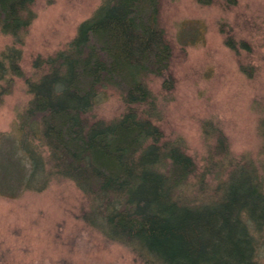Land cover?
Masks as SVG:
<instances>
[{
  "label": "trees",
  "instance_id": "trees-1",
  "mask_svg": "<svg viewBox=\"0 0 264 264\" xmlns=\"http://www.w3.org/2000/svg\"><path fill=\"white\" fill-rule=\"evenodd\" d=\"M220 1L230 10L237 7L236 0ZM33 3L0 0V32L20 43L34 18ZM158 13V0H103L65 49L33 61L41 72L36 81L24 77L17 50L0 55V103L10 93V75L23 79L32 95L19 117L21 137L7 136L0 144V196L15 199L32 183L42 185L44 161L31 144L39 139L50 150L57 175L94 202L99 217L90 220L93 227L146 264H258L247 226L239 220L243 211L258 227L264 223L258 178L254 190L249 171L232 175L218 208L182 204L172 197L194 166L180 152V141L162 142L149 120L138 119L133 110L109 125L88 120L102 90L116 89L127 104H137L145 95L138 77L167 69L171 51L156 27ZM226 43L238 52L231 38ZM237 46L249 51L244 42Z\"/></svg>",
  "mask_w": 264,
  "mask_h": 264
},
{
  "label": "rangeland",
  "instance_id": "rangeland-1",
  "mask_svg": "<svg viewBox=\"0 0 264 264\" xmlns=\"http://www.w3.org/2000/svg\"><path fill=\"white\" fill-rule=\"evenodd\" d=\"M236 1L230 10L220 0L210 5L158 0L156 27L171 51L167 69L160 76L138 77L144 101L127 104L121 92L107 88L88 116L89 122L109 125L133 110L138 119L149 120L162 142L180 141L179 150L194 169L172 198L194 208H218L238 171L239 176L249 171L255 189L248 185L254 190L260 180L264 198V0ZM102 2L34 0V18L20 43L0 32V55L17 50L24 77L36 81L41 72L33 69V61L65 49ZM228 38L238 52L227 46ZM241 42L249 51L239 49ZM9 77L10 93L0 103V144L7 136L19 140V117L32 100L25 81ZM40 143L31 142L44 161L42 185L32 183L15 199L0 196V264H146L138 253L93 227L90 220L99 217L94 202L57 175L50 150ZM239 220L253 241L254 261L264 264V223L258 227L243 211Z\"/></svg>",
  "mask_w": 264,
  "mask_h": 264
}]
</instances>
